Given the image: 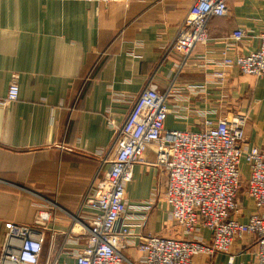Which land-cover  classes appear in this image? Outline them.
Masks as SVG:
<instances>
[{"label": "crops", "instance_id": "obj_1", "mask_svg": "<svg viewBox=\"0 0 264 264\" xmlns=\"http://www.w3.org/2000/svg\"><path fill=\"white\" fill-rule=\"evenodd\" d=\"M196 1L0 0V256L10 226L25 225L43 243L42 262L75 263L92 215L85 197L108 171L119 130L146 89L168 95L167 130L198 131L206 118L241 117L246 147L264 149V78L223 65L259 48L264 0H230L228 14L210 20L208 41L186 58L176 42ZM240 28L246 39L226 42ZM14 78L19 99L3 106ZM146 160L126 188L129 204L153 203L136 231L181 239L164 203L166 174L153 151ZM242 172L245 182L246 163ZM238 200L237 217L246 222L256 205L246 189ZM192 240L208 242L211 233L200 228ZM137 245L123 251L124 264H139ZM254 249L245 238L229 254L194 264H230V257L256 264Z\"/></svg>", "mask_w": 264, "mask_h": 264}, {"label": "built area", "instance_id": "obj_2", "mask_svg": "<svg viewBox=\"0 0 264 264\" xmlns=\"http://www.w3.org/2000/svg\"><path fill=\"white\" fill-rule=\"evenodd\" d=\"M59 1L110 5L122 0ZM229 1H196L176 42L186 58L196 45L208 41L210 20L225 17ZM246 37L240 28L226 42L235 46ZM223 63L227 68L237 67L245 76L264 78V33L256 51L226 58ZM167 98V94L154 89L144 90L120 128L116 154L107 161L108 171L94 192L85 197V206L92 215L85 248L76 255L74 264H124L123 251L134 240L138 241L139 264H194L200 256L229 254L245 238L254 242L255 263L264 264V149L246 147L247 121L241 117L218 122L206 118L198 131L167 130ZM18 99L19 86L14 78L1 104ZM148 150L155 153L156 166L166 174L164 199L170 207L171 220L181 229V239L145 236L136 231L153 210V203L129 204L126 188L133 181L135 167L147 163ZM242 163L249 169L245 182ZM244 186L257 208L246 222L237 217ZM200 228L211 233L210 241L192 240ZM34 235L28 226L11 225L0 264H57L42 262L43 243ZM233 260L230 257L228 261L232 264Z\"/></svg>", "mask_w": 264, "mask_h": 264}, {"label": "rangeland", "instance_id": "obj_3", "mask_svg": "<svg viewBox=\"0 0 264 264\" xmlns=\"http://www.w3.org/2000/svg\"><path fill=\"white\" fill-rule=\"evenodd\" d=\"M244 168H246V167H244ZM244 184H245V183H244ZM242 190H243V191L245 190V186L243 187ZM164 203L167 205V203L165 202V199H164ZM175 225H176V224H173L174 227H175ZM176 226H177V225H176ZM178 228H179V227H178ZM179 229H180V228H179ZM180 230H181V229H180ZM79 251H80V250H79ZM77 254H78V253H77ZM77 254H76V255H77Z\"/></svg>", "mask_w": 264, "mask_h": 264}]
</instances>
